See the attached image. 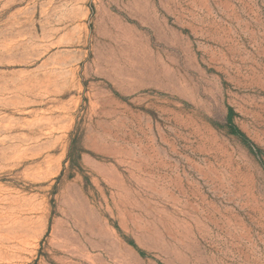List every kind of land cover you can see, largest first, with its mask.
<instances>
[{"label": "rangeland", "instance_id": "obj_1", "mask_svg": "<svg viewBox=\"0 0 264 264\" xmlns=\"http://www.w3.org/2000/svg\"><path fill=\"white\" fill-rule=\"evenodd\" d=\"M0 264H264V0H0Z\"/></svg>", "mask_w": 264, "mask_h": 264}]
</instances>
